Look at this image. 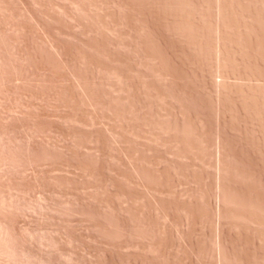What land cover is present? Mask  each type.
I'll return each instance as SVG.
<instances>
[{
  "label": "rangeland",
  "instance_id": "1",
  "mask_svg": "<svg viewBox=\"0 0 264 264\" xmlns=\"http://www.w3.org/2000/svg\"><path fill=\"white\" fill-rule=\"evenodd\" d=\"M0 264H264V0H0Z\"/></svg>",
  "mask_w": 264,
  "mask_h": 264
}]
</instances>
